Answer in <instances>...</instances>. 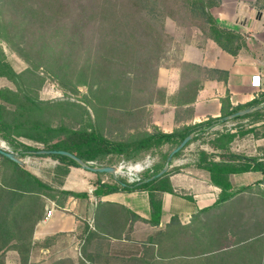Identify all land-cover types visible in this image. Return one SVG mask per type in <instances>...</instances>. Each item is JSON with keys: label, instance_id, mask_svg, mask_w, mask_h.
<instances>
[{"label": "rangeland", "instance_id": "rangeland-1", "mask_svg": "<svg viewBox=\"0 0 264 264\" xmlns=\"http://www.w3.org/2000/svg\"><path fill=\"white\" fill-rule=\"evenodd\" d=\"M62 1L69 3V7L66 5L65 10L68 15L64 23L71 26L74 25V13H77L78 7L90 2V0ZM111 2L113 4L114 0ZM17 5L16 0H0V60L7 62L13 71L7 77L0 78V91L10 90L18 93L22 99L28 98L40 105L41 108L33 109V115L49 122L51 127L58 128L63 125L75 130L94 131L114 144H132L129 154L112 153L97 163H90L93 167H115L118 171L115 176L102 175L116 187H122V182L132 184V179H146L157 172L163 164L165 165L166 155L174 148L171 144L152 148L140 154H133L132 149L136 142L146 136V133L154 131L156 115L160 112L161 114L168 112L171 106H182L186 104L185 101H190L193 92L189 90H195L202 81L201 76L207 75V73H198L194 66H188L186 68L188 78L180 82L185 94L167 95L165 87L159 86V69L162 66L178 65L189 41L195 40L197 45H200L207 39L199 28L202 20L188 13L189 10H186L187 13H180L176 19L169 16L163 20L154 19L156 26L161 28L163 25L162 31L165 35L166 43L164 51L160 53V59H69L72 52L70 43L73 41L72 36L68 35L69 42L60 41L53 26L45 32L41 24L35 21V16L30 14L33 10L30 6L21 8ZM257 6L259 14L264 16V0H258ZM110 10L121 12L119 8ZM239 24L242 23H237L238 26ZM88 32L89 36L92 35L93 27H90ZM120 32V28L109 32V38L121 40ZM250 33L252 32L240 33L245 45ZM104 34L107 35L105 32ZM261 36L258 35L252 43V52L256 56L264 54V44L260 42ZM141 40L145 44L143 31L136 33V40L134 39L133 43L137 44L132 54L137 47V53L142 52L141 43L138 44ZM61 53H64L63 57ZM142 54L146 55V52L143 51ZM94 55H98L95 50ZM133 57H136L135 54ZM103 60L110 61L111 65L104 63ZM141 61L152 62L148 74L136 72L138 62ZM165 78L168 79L163 75V82L166 81ZM4 104L12 111L15 109V106L9 102ZM262 105L264 103L257 106ZM259 111L262 112L258 116L222 121L211 126L197 135V140L187 146L179 157L189 154L190 159H196L195 156L203 151V147L214 154L211 144L218 136L232 131L239 135L252 129V132L246 136H238L237 143L240 144H235V147L241 149L239 155L259 159L264 163V107ZM252 126L254 127L250 128ZM12 139L18 144L37 149L44 148L43 144L25 137L13 136ZM246 141L248 143L244 144ZM17 143L15 144L18 147L11 145L0 134V146L20 156L26 161V166L38 173L43 181L53 186L57 185V179L62 178L63 170L67 166L51 157L37 156L29 151L22 152L25 151L24 148L19 147ZM130 167L138 169L135 168L137 171L130 172ZM4 173L10 177L11 168L0 163V179L4 177L2 176ZM261 179L252 182L245 192L230 203L220 205L188 223L180 222L181 225L187 228L188 233H192L193 229L197 230L199 239L208 244L204 247L206 252L220 248L224 250L247 237L263 234L264 179ZM43 193L55 195V192L51 191ZM61 199L63 197L58 194L55 200ZM111 225L108 226V230ZM92 228L93 231H97L93 226ZM99 228L104 229L101 226ZM262 245L261 242L257 246L262 247ZM97 246L93 249L94 254L88 255L86 243L82 244L79 264H143L138 259L143 255L147 258L151 256V252L144 249L146 245L144 246L143 242L130 246L127 251L132 252L133 255L131 253L124 258L107 254L111 247L107 242L100 240ZM255 255L256 253L249 257L250 264H259V257L254 259ZM240 256H246L244 251L238 254L237 262H241ZM62 259L60 263L52 264H74L66 257Z\"/></svg>", "mask_w": 264, "mask_h": 264}, {"label": "trees", "instance_id": "trees-1", "mask_svg": "<svg viewBox=\"0 0 264 264\" xmlns=\"http://www.w3.org/2000/svg\"><path fill=\"white\" fill-rule=\"evenodd\" d=\"M17 3V6L21 8L30 6L33 9L30 14L35 16V21L41 24L45 32L48 31L50 26H53L56 35L62 42L68 41V35L72 36L73 41L69 40L72 46L69 59H160V53L164 51L166 43L165 35L162 31L163 25H161V28L156 26L154 19L159 18L160 20L162 18L163 20L166 16L176 19L177 16H180V13H187L186 10L202 20L199 26L202 35L205 38L214 40L223 50L232 55H237L242 48L246 47L240 33L221 27L210 12V9L218 5V0H114L113 4L111 0H90L86 5L78 7L79 10L74 13L75 22L72 26L64 23V19L68 15L65 9L66 5L69 7V3H64L62 0H16ZM112 8H119L121 12L110 10ZM90 27H93L94 32L89 36ZM118 28L121 30L119 34L121 40H111L109 32ZM138 31H143L145 34V44L142 43V40L138 44L141 43V53L144 51L146 55L137 53V47L134 53L136 57L134 58V54L131 52L137 44L133 42L134 39L136 40ZM32 44L34 45V43ZM94 50L98 55H94ZM62 51H64L63 46ZM62 54L64 53H61V57H63ZM103 62L111 65L108 60H103ZM151 64V61L138 62L136 72H141L144 75L148 74ZM10 72H13L11 66L0 60V78L7 77ZM195 92L192 94L191 102L196 96ZM4 102L11 103L15 106V109L10 110ZM263 103V99H258L247 105L232 108L230 102L224 100L222 101V117ZM35 107L41 108L40 105L35 104L28 98L22 99L18 93L10 90L0 91V134L5 141L18 147L15 144L17 142L12 137H25L43 144L45 150L67 151L87 163H97L112 153L129 154L132 144H114L94 131L75 130L63 125L58 128L51 127L49 122L33 115ZM261 112L256 111L237 119L258 116L261 115ZM220 118L209 119L176 130L173 133H164L155 126L152 133H146L144 138L136 142L132 153L140 154L152 148H161L166 144L173 145V149H175L186 136L194 133L195 137L188 143L187 146H189L197 140V135L220 123ZM251 130H246L239 133V135L226 133L214 139L211 144L212 148L222 153L208 154L204 151L200 153V167L210 173L213 185L222 190L214 209L231 199L234 200L247 190V187H245L234 191L230 182V175L260 172L262 174L261 180L264 179V163L259 159L233 154L229 151L235 138L238 136L244 137L251 133ZM18 145L24 148L25 151L22 152L41 150L27 145ZM184 149L176 154L174 158L179 157ZM170 153L166 155V159ZM44 157H51L66 165L67 168L63 170L64 177L69 174L70 167L81 168L75 161L65 156L49 155ZM218 157H220L219 162L215 161ZM0 160L3 166H10L12 172L10 177L4 173L2 175L4 177L0 179V264H6L5 253L8 250H15L19 253L20 264H29L34 227L42 218L46 206L44 196L56 199L58 194L63 198L70 195L86 198L87 195L55 190L48 184L43 183L24 166L2 155H0ZM164 166L163 164L150 177L140 178L139 181L132 184L122 182V187L105 184L100 186L106 188L107 194L120 190L147 191L150 195L152 214L146 222L158 226L162 216V200L159 194L163 192L174 193L169 180L171 171L161 178L155 180H150V178L159 173ZM44 191L55 192V195L43 193ZM100 191L99 187L96 193L99 194ZM208 211L209 209H204L201 212ZM113 219H108L106 225L109 226ZM186 229L179 220L173 219L165 229L157 231L143 241V245H146L144 249L151 252V256L147 258L146 255H143L138 260H141L143 264H248L251 254L256 253L254 259L259 257V264H263L264 233L260 234L261 236L247 237L224 250L220 248L221 250L218 249L219 252H216L218 250L206 252L207 250L204 247L208 244L199 239L197 230L193 229L192 233H188ZM107 231V229H100L101 233ZM261 242L262 247L257 246ZM237 245L240 246L237 247ZM242 251L246 256H240L241 262H237L238 254H242Z\"/></svg>", "mask_w": 264, "mask_h": 264}, {"label": "crops", "instance_id": "crops-1", "mask_svg": "<svg viewBox=\"0 0 264 264\" xmlns=\"http://www.w3.org/2000/svg\"><path fill=\"white\" fill-rule=\"evenodd\" d=\"M257 3L258 0H218V5L211 9L221 27L240 33L252 32L246 47L237 55L223 50L212 39L207 38L200 45L192 40L185 46L178 65L162 66L159 69V86L165 87L167 95L185 94L180 82L188 78V66L196 67L198 73H207L206 76L200 75L202 81L197 84L198 91L189 90L196 94L192 102L171 106L168 112H160L155 116L154 125L161 131L173 133L209 119L220 118L224 100H228L232 108L247 105L254 100H264V54L256 56L252 52V43L258 35H262L260 42L264 44V16L259 14ZM237 23H242V26ZM163 75L168 77L164 82ZM237 142L238 137L231 143L230 151L239 155L241 149H237L235 144L240 142ZM247 143L246 141L244 144ZM203 151L211 154L204 147ZM219 152L214 150V153ZM198 155L195 156L196 159H190L189 154L173 158L168 172L171 171L169 180L174 193L159 194L162 200V216L158 226L146 222L152 214L147 191L120 190L107 194L106 188L100 185H114L112 182L101 173L78 167H70L69 174L58 178L57 185L53 186L43 181L22 160V166L53 189L87 195L86 198L70 195L61 200L44 196L46 206L42 218L34 227L29 264L60 263L65 257L74 264H79L82 244L87 245L86 254L93 255V249L100 240L110 244L107 254L124 258L131 255L132 252L127 251L130 246H135L137 242H143L157 231L165 229L173 219L185 224L214 210L222 190L213 185L210 173L200 167V153ZM215 161L219 162L220 157ZM260 178V172H245L230 175V182L233 190L237 191ZM99 187L102 192L97 194ZM231 201L232 199L223 204ZM49 209L53 210L51 216L47 214ZM204 209L209 211L202 213ZM112 218L114 219L108 230L106 224ZM92 226L97 231H93ZM99 226L108 231L101 233ZM5 261L6 264H20V255L15 250H8Z\"/></svg>", "mask_w": 264, "mask_h": 264}, {"label": "water", "instance_id": "water-1", "mask_svg": "<svg viewBox=\"0 0 264 264\" xmlns=\"http://www.w3.org/2000/svg\"><path fill=\"white\" fill-rule=\"evenodd\" d=\"M262 108H263L262 106H254V107H250L247 109H243V110L237 111L235 113H232L228 116L220 118V121L221 122L222 121L228 122V121H232V120L237 119V118L245 117V116L250 115L256 111L261 110ZM194 137H195L194 133H191L188 136H186L181 141V143L175 149H173L172 152L169 154L163 169L159 173H157L156 175L151 177L150 180H155L157 178L163 177L168 172V170L170 168V164L173 161V158L175 157V155L178 154L181 150H183L188 145V143L194 139ZM31 153H34L37 156H49V155L65 156V157H68V158L72 159L73 161H75L82 169H84L86 171L93 172V173L109 174V175L115 176L118 172L115 167H111V166L93 167L90 165V163L83 161L82 159H80L76 155H74L70 152H67V151L41 149V150H38L36 152H31ZM0 155L8 158L9 160H11V161H13L19 165H24V162L22 161L20 156L16 155L13 152L5 150L2 146H0Z\"/></svg>", "mask_w": 264, "mask_h": 264}, {"label": "built area", "instance_id": "built-area-1", "mask_svg": "<svg viewBox=\"0 0 264 264\" xmlns=\"http://www.w3.org/2000/svg\"><path fill=\"white\" fill-rule=\"evenodd\" d=\"M93 164H94V162H93ZM117 173H118V172H117ZM139 180H140V179H137V180L132 179V183H133V182H136V181H139ZM52 213H53V210H52V209H49V210L47 211L48 216H51Z\"/></svg>", "mask_w": 264, "mask_h": 264}, {"label": "bare ground", "instance_id": "bare-ground-1", "mask_svg": "<svg viewBox=\"0 0 264 264\" xmlns=\"http://www.w3.org/2000/svg\"><path fill=\"white\" fill-rule=\"evenodd\" d=\"M131 168H132V169H131ZM133 168H134V169H133ZM135 168H136V167H130V168H129V171H130V172H131V170H132V171H137L136 169H138V168H136V169H135Z\"/></svg>", "mask_w": 264, "mask_h": 264}]
</instances>
